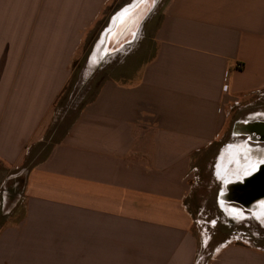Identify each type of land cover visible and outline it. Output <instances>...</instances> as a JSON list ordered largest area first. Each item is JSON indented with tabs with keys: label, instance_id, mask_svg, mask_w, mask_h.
I'll use <instances>...</instances> for the list:
<instances>
[{
	"label": "crops",
	"instance_id": "0c3cea01",
	"mask_svg": "<svg viewBox=\"0 0 264 264\" xmlns=\"http://www.w3.org/2000/svg\"><path fill=\"white\" fill-rule=\"evenodd\" d=\"M133 2L0 0V187L25 171L22 205L0 214V264H197L199 167L228 133L226 107L264 98V0L154 3L61 112L86 38L110 5ZM254 122L264 111L235 120L230 134L244 138L213 167L219 206L236 219L264 218V200L228 199L264 166ZM236 238L206 264H264V247Z\"/></svg>",
	"mask_w": 264,
	"mask_h": 264
},
{
	"label": "rangeland",
	"instance_id": "374dc122",
	"mask_svg": "<svg viewBox=\"0 0 264 264\" xmlns=\"http://www.w3.org/2000/svg\"><path fill=\"white\" fill-rule=\"evenodd\" d=\"M159 1L155 0V4L152 7L154 8V12L160 7ZM122 7L120 4L110 5L105 10L101 22L83 43L79 54L74 60L70 79L58 99L57 106L61 107V112L73 108L80 100H83L90 90L94 88L96 78H101L103 75L105 61L110 58L108 56L105 58L106 54H108L105 50L108 48L109 43H106V49H103L100 56L96 53V49L101 41V35L104 30L110 25L112 18L122 10ZM134 35L135 33L132 37ZM111 37L112 35H110ZM107 41L109 42V39ZM236 102H238L237 105L231 103L226 107L227 111H229L228 133H226L223 140L215 148L211 149L206 155V158H204L206 163L199 167V172H197L199 179L192 192V202L196 206L194 218L199 219L201 223V227L199 226L198 228V238L200 241L199 264L207 263L212 255V246L215 243L226 241L231 236L232 238L238 236L236 239L249 241L254 246L264 247V221H261L264 218L257 220L251 210L243 211L245 217L241 219L229 217L221 210L217 200L221 185L217 181L216 172H214L213 168L216 164L217 156L227 143H239L244 138L234 137L230 134L235 120L243 117L250 111H264V98L257 99V97L252 96L244 101L237 100ZM13 174L15 175L5 181L3 184L4 187H0V214L3 215L8 214L11 205H22V187L24 185L25 171L16 169L12 171ZM199 208L202 209L200 212H197ZM211 222H213V226L210 224ZM238 242L242 243L239 240Z\"/></svg>",
	"mask_w": 264,
	"mask_h": 264
},
{
	"label": "bare ground",
	"instance_id": "6f19581e",
	"mask_svg": "<svg viewBox=\"0 0 264 264\" xmlns=\"http://www.w3.org/2000/svg\"><path fill=\"white\" fill-rule=\"evenodd\" d=\"M134 2H133L134 4L132 3L128 6H125L121 11H119L113 17L110 25L104 30L103 34L101 35L102 36L101 41L99 42L96 49L97 50L96 53H98V56L102 54V51L106 43H109L107 49H109V51L112 52L122 44V42L120 41L124 37L128 36L127 41L132 40L131 39L132 35L136 32L134 28L135 25L138 23V21H140L142 17H144V15L152 7V5L155 3V0H134ZM110 35H112L111 38ZM108 39L109 42L107 41Z\"/></svg>",
	"mask_w": 264,
	"mask_h": 264
},
{
	"label": "water",
	"instance_id": "95a60500",
	"mask_svg": "<svg viewBox=\"0 0 264 264\" xmlns=\"http://www.w3.org/2000/svg\"><path fill=\"white\" fill-rule=\"evenodd\" d=\"M140 21L135 25V31L138 28ZM248 127L250 128L249 135L251 132H255L259 136L258 141L254 142L264 141V122H254L252 127L249 125ZM234 193L237 194V197L233 196ZM231 194L232 196H229L228 199L247 204L246 208H254L255 202L258 199H262L261 195L264 194V166L257 174L245 178L243 184H235Z\"/></svg>",
	"mask_w": 264,
	"mask_h": 264
},
{
	"label": "flooded vegetation",
	"instance_id": "af4514ba",
	"mask_svg": "<svg viewBox=\"0 0 264 264\" xmlns=\"http://www.w3.org/2000/svg\"><path fill=\"white\" fill-rule=\"evenodd\" d=\"M262 153H264V150H263V151H261V154H262ZM261 196H263V197H264V194H263V195H261ZM263 200H264L263 198H262V199H258L256 202H259V203H261V202H263ZM244 205H246V206H247V204H244Z\"/></svg>",
	"mask_w": 264,
	"mask_h": 264
},
{
	"label": "built area",
	"instance_id": "2783aa9c",
	"mask_svg": "<svg viewBox=\"0 0 264 264\" xmlns=\"http://www.w3.org/2000/svg\"><path fill=\"white\" fill-rule=\"evenodd\" d=\"M222 89H223L224 91H226V90H227V85H223ZM197 264H199V258H198Z\"/></svg>",
	"mask_w": 264,
	"mask_h": 264
},
{
	"label": "snow or ice",
	"instance_id": "6c2138e0",
	"mask_svg": "<svg viewBox=\"0 0 264 264\" xmlns=\"http://www.w3.org/2000/svg\"><path fill=\"white\" fill-rule=\"evenodd\" d=\"M245 175H247V173H245Z\"/></svg>",
	"mask_w": 264,
	"mask_h": 264
}]
</instances>
